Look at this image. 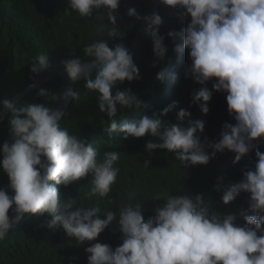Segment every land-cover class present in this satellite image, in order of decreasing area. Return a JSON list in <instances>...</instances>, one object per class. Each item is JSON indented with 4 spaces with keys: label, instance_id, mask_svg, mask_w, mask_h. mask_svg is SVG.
I'll use <instances>...</instances> for the list:
<instances>
[{
    "label": "clouds",
    "instance_id": "1",
    "mask_svg": "<svg viewBox=\"0 0 264 264\" xmlns=\"http://www.w3.org/2000/svg\"><path fill=\"white\" fill-rule=\"evenodd\" d=\"M120 2L69 0V5L81 17H91L95 10L107 9L108 19L115 26ZM159 2L180 9V15L185 18L191 17L185 29L168 33L173 40L181 38L183 47L190 50L189 74L201 85L215 78L213 88L227 93L228 112L236 123L223 126L218 142L201 141L198 133L205 129V122L201 120L189 119L188 126L184 127L165 123L156 113L133 120L118 113L119 108L138 110L144 105L131 89L117 88L125 80L141 78L133 55L123 44H116L113 49L106 41H97L84 48L86 56L91 58L89 62L79 58L63 61L69 80H83L88 91L99 94L98 107L109 117L105 130L110 135L119 132L124 139L146 135L155 138L156 142L150 140L146 144L149 154L166 149L189 167L207 165L217 153L227 149L235 153L234 162H239L256 147L254 141L264 138V0ZM127 15L147 22L145 32L153 40V51L158 59H163L167 49L159 31L164 23L159 13L140 15L136 8L130 7ZM115 34L114 27L109 35ZM176 51H182L179 45ZM48 68L47 54L33 59V73L39 75ZM167 75L164 69L157 74V79L163 82ZM35 86L34 82L31 87ZM38 95L53 101L61 99L44 88L39 89ZM63 97L79 101L81 92L69 86ZM193 98L207 114L212 92L202 87L194 92ZM175 106L174 102L162 115H167ZM6 110L11 113V142L2 146L0 167L10 183L0 189V241L24 214L50 217L42 227L62 226L66 235L80 244L96 241L116 219V213L107 210L105 218H101L99 205L76 207L75 199L60 197L57 186L68 187L91 175L89 195L108 197L120 173L116 166L119 152H104L103 159H99L100 153L94 144L70 135L69 129L61 126L65 116L61 109L42 103L18 106V102L5 98L0 100V116ZM190 116L183 109L178 113L181 122ZM208 149H212L211 154ZM255 154V170L245 171L240 182L223 189L225 205L232 203L241 192L250 193L249 208L240 213L245 221L243 226L236 223L235 214L210 212L199 194L169 196L165 205L156 208L155 215L147 220L140 202L129 203L119 211L123 243L115 249L99 242L91 244L85 249L89 254L88 264H264V152L257 149ZM144 164L151 166L150 160ZM153 199L162 197L157 194ZM10 210L13 216L9 215Z\"/></svg>",
    "mask_w": 264,
    "mask_h": 264
},
{
    "label": "trees",
    "instance_id": "2",
    "mask_svg": "<svg viewBox=\"0 0 264 264\" xmlns=\"http://www.w3.org/2000/svg\"><path fill=\"white\" fill-rule=\"evenodd\" d=\"M151 0H121L126 12L130 7L136 8L140 15H146ZM180 9H174L159 2L156 12L164 23L160 26V35L164 37L167 51L163 59H158L153 51V40L150 35L142 36L133 59L140 70V79L131 82L125 80L117 84L119 90L131 89L143 102L140 109L119 108L118 113L128 120L138 119L142 115L160 114V118L170 125L182 124L187 127L189 119L205 122V129L200 135L201 141L218 142L226 123L236 121L228 112L227 93L217 92L213 88L215 78L205 85L197 83L189 74L192 63L190 50L183 47V40H173L169 32H180L191 22V17L180 15ZM0 13L3 16V31L0 39V100L11 99L24 88L32 84L39 75L31 71L33 59L49 51L61 52L60 57L79 58L89 62L90 57L84 48L94 42L104 40L110 48L123 44L127 48L141 25L142 21L129 17L130 32L126 35H109L97 33L111 26L107 9L95 10L91 17H81L70 9L69 0H0ZM179 45L182 51L177 52ZM155 65V66H154ZM50 67V66H49ZM167 69L168 75L161 82L157 74ZM173 76L176 79H173ZM63 80L59 76L51 77L41 87L24 97L18 106L27 103H42L52 107L56 101L38 95L44 88L59 97ZM202 87L212 92L207 103L209 112L204 114L200 104L194 102L193 94ZM75 89L81 92L79 101H71L61 120V126L69 129L74 135L87 143L94 144L103 159L104 152H119L117 167L120 169L117 182L112 186L109 196L99 198L90 196L91 175L73 182L68 187L57 186L62 199H75L76 207H95L99 205L101 218L105 212L112 210L116 219L102 232L96 241L80 244L75 238L70 239L62 226L49 229L44 224L47 216L24 214L22 222L8 232L0 241V264H88V253L85 249L99 242L110 245L113 249L123 243V234L119 227V211L129 203L140 202L143 215L147 220L155 215V209L163 207L166 199L173 195L193 197L202 195L204 206L218 215L235 214L237 224L243 226L245 221L240 215L249 208L250 193L241 192L230 204L222 201L223 189L230 184L240 182L245 171L255 170L256 150L264 152V138L254 141L253 150L234 162L235 153L225 150L217 153L207 165L186 167L175 158V154L166 149H156L149 154L146 149L148 141H155L151 135L141 138L128 137L123 133L111 135L105 130L109 126V117L98 107V93L88 91L85 81L76 82ZM115 91V90H114ZM167 115L163 110L173 103ZM200 103H203L201 101ZM183 109L191 113L183 122L178 119ZM9 112L0 124V160L3 159L2 146L11 142ZM121 116L118 115L117 119ZM211 154L212 149H208ZM150 160L151 166L144 162ZM222 178V179H221ZM10 183L9 178L0 167V189ZM220 190H217V186ZM159 194L162 199H153ZM255 215V213H249ZM260 235V233H258Z\"/></svg>",
    "mask_w": 264,
    "mask_h": 264
},
{
    "label": "water",
    "instance_id": "3",
    "mask_svg": "<svg viewBox=\"0 0 264 264\" xmlns=\"http://www.w3.org/2000/svg\"><path fill=\"white\" fill-rule=\"evenodd\" d=\"M159 4V0H151L149 8L147 10L146 15H151L153 12H156V9L158 7ZM147 27V22L146 21H142L141 25L139 26L131 45L128 47V49L130 50V53L133 55L136 51V48L142 38V36L145 34V29ZM2 31H3V16L0 13V39L2 36ZM53 76H59L62 80H63V87L62 90L60 92L61 99L56 101L53 106L51 108L53 109H61L64 112H66L67 108L69 107L71 100H66L63 97V92L64 90L71 86L75 89L76 86V82H71L69 80V77L67 75L66 70L60 69V68H55V67H49L46 71H44L40 77L38 79H36L34 82L36 84L35 87H31L32 84H30L28 87L24 88L23 90H21L19 93H17L14 97H12L11 99L13 100L14 103L19 102L21 99H23L24 97H26L27 95H29L30 93H32L33 91H35L36 89H38L39 87H41L44 83H46L51 77ZM10 111L6 110L4 112V114L2 116H0V124L4 121V119L6 118V116L8 115ZM14 194V193H11ZM10 216H13L14 213L10 210L9 213ZM24 215L13 224L12 229H15L23 220ZM9 230V231H10Z\"/></svg>",
    "mask_w": 264,
    "mask_h": 264
},
{
    "label": "rangeland",
    "instance_id": "4",
    "mask_svg": "<svg viewBox=\"0 0 264 264\" xmlns=\"http://www.w3.org/2000/svg\"><path fill=\"white\" fill-rule=\"evenodd\" d=\"M115 27L116 29V34L115 35H126L130 32L131 29V22L128 18L125 6L120 3V6L117 10V24L103 29L102 31L97 33V36L100 34H110L113 31V28ZM43 54H47L49 58V66L50 67H55V68H60L63 70L65 69L63 61L69 60L68 58H62L60 57L61 52L59 51H49Z\"/></svg>",
    "mask_w": 264,
    "mask_h": 264
}]
</instances>
